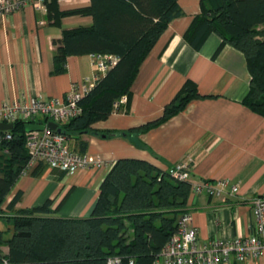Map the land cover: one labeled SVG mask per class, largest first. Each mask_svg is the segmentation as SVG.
Here are the masks:
<instances>
[{
    "label": "crops",
    "instance_id": "0c3cea01",
    "mask_svg": "<svg viewBox=\"0 0 264 264\" xmlns=\"http://www.w3.org/2000/svg\"><path fill=\"white\" fill-rule=\"evenodd\" d=\"M177 3L181 15L168 23L141 63L130 98L92 126L97 135L82 137L88 143L84 154L100 158L101 163L71 175L48 167L38 169L35 175L29 171L13 185L3 207L21 191L13 212L51 201L58 217L87 218L102 181L117 160H144L162 171L185 163L194 180L225 181L227 190L238 185V193L226 201L205 192L190 194L187 206L198 245L252 234L255 212L250 201L264 199V117L242 104L251 80L246 58L229 45L214 56L221 42L214 33L199 50L192 48L184 34L201 13L200 0ZM88 5L89 0L58 2L60 11ZM91 25L92 18L82 15L64 16L53 24L44 6L30 4L7 17L0 16V107L29 98L63 100L72 84L91 80L96 70L89 54L69 56L64 73H53V57L63 32ZM187 80L206 98L189 103L182 112L135 139L101 137L159 118ZM68 145L77 152L75 143ZM5 228L0 225L1 230ZM1 251L7 254L8 249L2 246ZM237 264H264V259Z\"/></svg>",
    "mask_w": 264,
    "mask_h": 264
},
{
    "label": "trees",
    "instance_id": "16d2710c",
    "mask_svg": "<svg viewBox=\"0 0 264 264\" xmlns=\"http://www.w3.org/2000/svg\"><path fill=\"white\" fill-rule=\"evenodd\" d=\"M60 0H42L49 21L58 24L64 16L92 18L88 28L63 32L57 45L53 73L65 71L69 56L113 55L117 63L95 83L79 102L81 114L59 127L84 154V135H97L92 126L105 120L122 98L129 99L138 69L168 23L181 15L177 0H89L85 8L60 11ZM201 13L194 17L184 34L185 41L199 50L210 34L221 42L214 56L229 45L242 52L251 77L242 104L264 117V0H200ZM206 97L187 80L162 115L123 133H103L105 138H136L167 122L186 106ZM44 120H32L43 125ZM25 124L15 123L7 132L11 140L1 142L0 150V264H106L119 258L121 264H152L178 229L179 219L188 212L189 182H178L167 170L144 160L119 159L99 187L98 199L87 218L56 216L52 202L13 212L22 196L18 191L3 207L16 181L25 174ZM138 144V141L135 142ZM46 168L39 164L31 170ZM11 212H13L11 214ZM8 235H10L8 237ZM6 246L7 254L1 247Z\"/></svg>",
    "mask_w": 264,
    "mask_h": 264
},
{
    "label": "built area",
    "instance_id": "2783aa9c",
    "mask_svg": "<svg viewBox=\"0 0 264 264\" xmlns=\"http://www.w3.org/2000/svg\"><path fill=\"white\" fill-rule=\"evenodd\" d=\"M27 4L39 8L43 6L42 0H0V16L7 17ZM90 56L96 74L91 80L72 84L63 100L41 101L29 98L0 107V124L14 125L22 122L26 125L31 124L32 120L45 121L42 131L25 132V149L28 157L24 168L25 173L39 164H43L50 169L71 175L90 164L101 163L100 158L94 159L72 151L65 135L51 131L46 127L49 122L61 127L78 117L81 114L79 102L93 88L99 78L117 63V58L113 55L91 54ZM125 102L126 98H122L115 104V107L117 108ZM7 132L9 131H0V145L2 141L11 140V136ZM2 153L7 154L8 152L0 150V155ZM167 173L175 181L189 182L191 192L194 194L205 192L211 197L226 201L228 197L238 193L237 184L227 190L225 181L212 183L192 179L185 163L169 168ZM250 206L255 212L252 234L246 237L239 236L230 241L212 240L203 246L197 243V231L191 225L190 214H185L179 219L176 233L152 264H237L247 259H264V199L254 197L250 201ZM106 264H121V260L110 258Z\"/></svg>",
    "mask_w": 264,
    "mask_h": 264
},
{
    "label": "water",
    "instance_id": "95a60500",
    "mask_svg": "<svg viewBox=\"0 0 264 264\" xmlns=\"http://www.w3.org/2000/svg\"><path fill=\"white\" fill-rule=\"evenodd\" d=\"M46 127L51 130V131H56V132H60L59 127L53 123V122H49L46 124ZM13 125L12 124H0V131H10L12 130ZM44 129V126L42 125H33V124H26L25 125V131L26 132H38V131H42ZM102 138H105V136L103 135Z\"/></svg>",
    "mask_w": 264,
    "mask_h": 264
},
{
    "label": "rangeland",
    "instance_id": "374dc122",
    "mask_svg": "<svg viewBox=\"0 0 264 264\" xmlns=\"http://www.w3.org/2000/svg\"><path fill=\"white\" fill-rule=\"evenodd\" d=\"M260 30H264V28L262 27V28H260ZM72 142V141H71ZM0 225H3V226H7L8 224L6 223V222H4V221H0ZM8 227H10L9 225H8Z\"/></svg>",
    "mask_w": 264,
    "mask_h": 264
}]
</instances>
